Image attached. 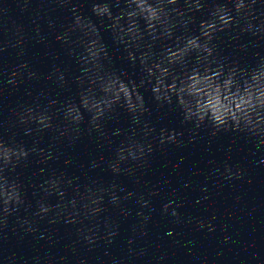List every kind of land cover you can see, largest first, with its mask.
I'll return each instance as SVG.
<instances>
[{"label":"clouds","instance_id":"obj_1","mask_svg":"<svg viewBox=\"0 0 264 264\" xmlns=\"http://www.w3.org/2000/svg\"><path fill=\"white\" fill-rule=\"evenodd\" d=\"M173 2H175V0H173ZM243 6H244V0H241L239 7H243ZM12 82L15 83L14 80H13ZM178 135H180V133H177V134L174 135V136H169V137L167 138L166 141H165V140H160V143L163 144V143H165V142H174V141L176 140V137H177ZM179 143H182V142H178V144H179ZM116 199H117L116 197H112V201H113V202H116ZM13 204L16 205L18 208H19L20 206H23L20 202H8V201H5V202L2 204L3 211H4L5 215H10V214H11V213H10V206L13 205ZM146 205H147V202H145V206H146ZM168 207H171V202H170L169 204H166V205L164 206L165 210H167ZM49 211H50V208H48V209H43V210H41L40 212L46 214V213H48ZM172 215H173V216L177 215V213L175 212V210H173Z\"/></svg>","mask_w":264,"mask_h":264}]
</instances>
